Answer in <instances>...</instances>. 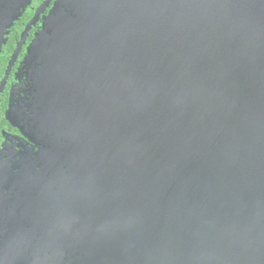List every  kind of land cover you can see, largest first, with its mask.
Instances as JSON below:
<instances>
[{"label":"water","instance_id":"obj_1","mask_svg":"<svg viewBox=\"0 0 264 264\" xmlns=\"http://www.w3.org/2000/svg\"><path fill=\"white\" fill-rule=\"evenodd\" d=\"M70 11L35 82L87 200L45 230L86 242L84 264H264V0Z\"/></svg>","mask_w":264,"mask_h":264},{"label":"flooded vegetation","instance_id":"obj_2","mask_svg":"<svg viewBox=\"0 0 264 264\" xmlns=\"http://www.w3.org/2000/svg\"><path fill=\"white\" fill-rule=\"evenodd\" d=\"M74 2L0 3V264H84L90 251L44 228L60 222L67 204L87 200L74 190L70 139L47 119L35 82L37 43Z\"/></svg>","mask_w":264,"mask_h":264}]
</instances>
